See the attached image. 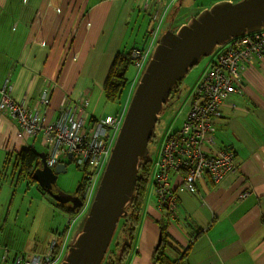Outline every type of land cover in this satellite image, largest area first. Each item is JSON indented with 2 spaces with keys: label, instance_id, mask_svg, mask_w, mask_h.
Wrapping results in <instances>:
<instances>
[{
  "label": "crops",
  "instance_id": "1",
  "mask_svg": "<svg viewBox=\"0 0 264 264\" xmlns=\"http://www.w3.org/2000/svg\"><path fill=\"white\" fill-rule=\"evenodd\" d=\"M138 10L133 0H0V86L9 77L13 98L39 110L44 80L53 79L44 114L55 116L64 96L75 101L83 86L102 87L118 51L138 47ZM241 78L242 94L221 106L208 144L233 151L235 170L218 184L204 175L194 192L178 191L173 216L145 198L133 245L117 264H159L153 253L166 225L161 252L170 261L188 248V264H264V61L246 65ZM35 140L17 136L15 122L0 115V166Z\"/></svg>",
  "mask_w": 264,
  "mask_h": 264
},
{
  "label": "water",
  "instance_id": "2",
  "mask_svg": "<svg viewBox=\"0 0 264 264\" xmlns=\"http://www.w3.org/2000/svg\"><path fill=\"white\" fill-rule=\"evenodd\" d=\"M264 27V0H241L216 4L203 11L177 31L168 30L160 38L152 58L143 72L124 121L116 138L94 199L81 231L73 237L61 264H101L112 241L116 226L134 191L139 160L147 154L156 115L166 103L170 91L188 69L231 37ZM32 174L42 190H50L58 174L65 173L63 164L54 169L45 165ZM72 209L82 201L64 192L53 195ZM161 244V234L155 249Z\"/></svg>",
  "mask_w": 264,
  "mask_h": 264
},
{
  "label": "rangeland",
  "instance_id": "3",
  "mask_svg": "<svg viewBox=\"0 0 264 264\" xmlns=\"http://www.w3.org/2000/svg\"><path fill=\"white\" fill-rule=\"evenodd\" d=\"M239 1L241 0H177L175 7L171 6V4L169 6L167 1H165L163 8L167 7V12L163 17V9L158 13L156 19H153L154 12L151 11V9L146 13L147 19L144 18V15L140 17L141 21L135 27V31L136 33L138 32L140 38L142 36V39L137 46L142 44L149 30L154 24L157 25L160 20V28L156 41L160 40L166 31H177L181 26L190 23L203 11L211 9L216 4L227 2L237 3ZM148 15L151 18L150 21H148ZM133 46L134 45L128 44L129 48ZM214 52L202 57L196 65L187 71L185 76L179 81L178 87L180 93H172L168 104L165 106L166 115H162L154 126L153 139L147 145V157L152 163L149 175L150 179L147 184L149 196H153L151 181L158 172L163 138L169 129L180 127L183 117L188 112L189 95L195 92L196 84L202 79V73L207 69V65ZM147 64L148 61L145 68ZM142 73L143 71L137 73V69L133 64L128 66L125 74L127 80L126 86L115 102H106L100 86H92V92L88 100L86 111L92 117L100 120L110 112V109H113L111 113L120 110L127 100L130 86L133 84L135 77L139 74L138 76L140 78ZM132 95H130L127 100L128 105ZM107 131L109 130L107 129ZM40 143L41 136L39 135L35 140V149L38 153L47 151L40 146ZM62 161L66 165V172L58 174L56 187L66 194H74L79 181L84 177V172L69 158H63ZM1 169L2 168H0V172ZM9 169L10 166L7 168V171ZM7 171L5 173H0V256L7 251V259L12 262L15 254L27 255L33 251H41L50 244L52 233H62L65 231V235L67 236V247L58 262V264H61L75 233L79 232L84 225L90 205L83 213L81 208L78 209V214L72 216L74 222L69 226L67 223L69 215L53 205L54 199L51 195L43 193L41 189L39 190L36 188V185H32L27 181L17 183L15 178L10 176V173L6 175ZM85 187L82 195L85 193ZM95 192L96 190L93 193V198ZM86 203L87 199L85 198L83 204ZM141 222L142 218H140L139 225ZM120 223L121 221L118 222L111 244L101 264H117L119 250L123 244V232ZM117 243H119V247H117Z\"/></svg>",
  "mask_w": 264,
  "mask_h": 264
},
{
  "label": "bare ground",
  "instance_id": "4",
  "mask_svg": "<svg viewBox=\"0 0 264 264\" xmlns=\"http://www.w3.org/2000/svg\"><path fill=\"white\" fill-rule=\"evenodd\" d=\"M133 1L136 5H138V4L141 5L140 9L143 11L147 12L150 8V0H133ZM164 1L165 0H156L158 5H163ZM176 2H177V0H170L169 6L171 4V6L175 7ZM166 12H167V7H166L165 11L163 12V15H166ZM153 17L156 19L157 15H154ZM160 22H161V20H160ZM160 22L157 23V25L154 24V26L147 33V36L145 37V42L144 43L142 42V44H141L142 46L144 45L143 49H140V46H141L140 45L136 48L129 50L130 51V58L133 62V65L137 69V73H141L142 71L143 72L145 71V65H146L147 61L149 62L150 59L152 58V55H153L152 51H153V49L155 50V48H156L155 45L157 46L159 43V40L156 41V38H157L158 31L160 28ZM173 32H175V31H173ZM262 33H264V27H261L257 30H253L250 32H245L244 34H241V35H238L235 37H231L225 43L220 44L217 47H215L213 49L212 53L214 51L215 52H214L210 62L207 65V69L202 73V76L208 70V68L211 65H214V63H217L218 60L220 61V64H221V63H223L229 59H238L240 57V55H242L243 53H250L254 49L259 48V36ZM244 41L247 42L246 48L241 47V43ZM262 49H263V53L259 57L255 56V55H251V59L249 61L239 60V63H238V66H239L238 79L239 80L236 83L240 86L241 89H240V93H235V94H238V95L242 94L241 72L244 69V67L246 65L251 66L254 61H264V48L262 47ZM231 51L234 52L233 55H229V52H231ZM113 59H114V57H113ZM113 59H112V61H113ZM108 70H109V68H108ZM107 73H108V71H107ZM107 73H106V75H107ZM138 75L135 77L133 84L130 86L129 93L127 96V100H128L130 95L134 94L133 90H134V88H136L135 85L138 82V79L141 78V77L139 78ZM202 76H201V78H202ZM105 78H106V76H105ZM44 82H47V85L39 92L37 99H36V105H37V107H39V110L38 109H34V110L31 109L30 110L29 108H27V106L25 105V103L23 101H17L15 98H13V96H12V85H9V88H10L9 97L14 101V103L17 104V106L24 108L28 113L35 114V116H37V118H38L37 123L41 128H44L45 126H51L52 127V130L48 134V140L52 141L51 143H52L53 148H56L59 145V143L63 142L62 138L68 134L76 135L75 140L80 144H83L86 142L89 144H93L96 141V139L98 141H101L104 144V146L101 149V152L99 153L98 160L94 161L93 163H90L89 158H86L82 162V164H80V165L76 163V160L74 158V153L72 151H67L62 157H60L59 161H56L55 163H52V164L50 163L51 159H50V156L47 153V151H44L43 153H38L39 155L44 154V156H45V160H44L45 162L44 163L47 167H49L51 169H54L58 164H63L65 166V169H66V165L62 161V159L63 158H66V159L69 158L70 160H72L74 162V164L80 170H82L84 172V178H85V180H88L91 183L92 189H91L89 194L80 195L81 197L76 196L82 201V205L80 208L82 209V213H83L84 211H86L87 207L89 205H91V203L93 201L92 199H94L93 193L95 190H97L96 188H98V186H99V184H98V183H100L99 179H100V177L102 178L101 174H102L103 170H105L106 165L109 161V158H110V155L112 153L116 138L118 136V133H119L120 128L122 126V123L124 121L125 114H126V111H127L129 105H128V102L126 100L124 106L122 108H120V110L116 111L112 115H108V116L105 115L102 119L98 120V119L92 117L86 111V108L88 106V100L90 98V94L92 92V89H91V86L85 85L81 88L79 95L75 101H69L68 99H66V96H64L61 100V103L59 104V106L56 110L55 116L48 118L44 114L45 113L44 111H45V108L48 107L50 104L52 86L55 83H54L53 79L44 80ZM4 85H3V87H4ZM59 85H60V88H63L64 84L60 83ZM178 86H179V81L177 82L176 86L170 91L169 97H168L166 103H164L162 105L161 111L156 115V123L158 122L159 118L162 115H166L165 106L168 104L169 98L171 97L172 93H175L174 90L176 88H178V90H179ZM3 87H2V89H3ZM230 88H233V87H230ZM179 93H180V90L177 94H179ZM232 94H234V93H232ZM232 94H230L229 97ZM190 95L188 98V112L183 117V120H182L180 127L176 128V129H169L163 138V144L161 147V158H160L159 163L168 162L170 160V158L167 157L166 154H170L171 156H173V158H181L182 157V156H180V154L178 153V151L176 149L169 147L168 144L170 142L169 140H171L175 136H178L177 134L181 132L182 125L187 119L188 113L190 111V99L192 96V95L191 96ZM227 100H225V101H227ZM224 103L225 102H223L220 105V108H219L220 115L218 117L213 118V120L211 122L214 130L210 135H208V140L205 142V144L203 146L200 145V141L196 144V146H199L200 148L205 147V149H209L208 144H209L210 140H212L215 132L217 131L216 127H215V122L217 120H219L220 118H222L221 106ZM0 115L8 116L11 120H13L15 122L16 129H17V136H19V137L26 136L27 138L35 139L39 134H41V139H42V133L40 132V130H37V131L34 130V131H32V133L30 135H26V134H24L22 129L19 127L15 118H13L7 114H1L0 113ZM60 115H62V117H63V123L57 124V120H58ZM108 119H109V121H108ZM83 129H86L88 131H93V135H95V137L80 136ZM107 129L109 131H107ZM207 130H210V129L208 128ZM153 132H154V129H153ZM61 139H62V141H59ZM152 139H153V133H152L150 140L148 141V144ZM40 146L44 148V146H42L41 143H40ZM22 150H24V149H22ZM90 151H93L92 148H90ZM141 159L139 160V163H140ZM41 164L43 166L42 161H41ZM42 166H41V168H42ZM138 166H139V164H138ZM168 170L169 171H168L167 179H168L169 187L167 189H160L159 193L157 191L159 188H158V183L156 181V178H157V175L159 173V170L155 174L154 179L151 181L152 186H153V196H152L153 205L155 206V208L157 209L158 212L165 213L167 216L174 213L175 206H174L172 211H169L166 209L165 204L169 201L175 200V205H176L177 193H178V191L181 192L180 187L184 183V174L182 171H176L174 169H168ZM137 172H138V169H137ZM136 176H137V174H136ZM57 177H58V175H57ZM149 179H150V177H149ZM199 179H201V178H199ZM56 181H57V178H56ZM56 184L57 183L55 182V184L52 186V188L50 190H42L39 187V185L38 184L37 185L39 187V190L41 189L43 192L45 191L46 194H49L53 197V195L60 194V193H58V191L56 189H54V187H55L60 191V189L58 187H56ZM70 195L75 196L73 194H70ZM148 196H149V193L147 190L145 198H147ZM85 198L87 199V203L83 204V200ZM144 200H146V199H144ZM130 201H131V197H130ZM53 202H57V201L54 200ZM59 204H61V203H59ZM61 205L69 206L72 209V205L69 202H67L65 204H61ZM80 208H78V209H80ZM78 209H76V210L72 209V210L77 211ZM7 255H8V253H7V251H5L4 255H3L2 263L5 262ZM21 255H23V254H15V258L18 256H21Z\"/></svg>",
  "mask_w": 264,
  "mask_h": 264
},
{
  "label": "built area",
  "instance_id": "5",
  "mask_svg": "<svg viewBox=\"0 0 264 264\" xmlns=\"http://www.w3.org/2000/svg\"><path fill=\"white\" fill-rule=\"evenodd\" d=\"M246 44V41L242 42L241 47L246 48ZM262 47L264 48V33L259 36V48L254 49L250 53H243L238 59H229L221 64L218 60L217 63L211 65L203 74L202 79L196 86L195 92L191 96L190 111L186 121L182 125L181 132L177 134L178 136L169 140L168 146L176 149L182 157L173 158L170 154H166L170 160L158 164L159 173L156 178L159 188L157 190L158 193L160 189H167L169 187L167 179L168 169L183 172L184 183L180 187V190L189 192L195 191L196 181L199 178H203L204 175L211 183L218 184L224 176L235 170V153L233 151L222 150L212 152L210 149H205V147L200 148L196 144L200 141V145L203 146L208 140V135L213 132L214 129L211 122L213 118L220 115V105L228 99L230 94L240 93L241 88L236 83L239 80V60L249 61L251 55L259 57L263 53ZM233 54L234 52H229V55ZM9 91V86L5 84L0 92V113L15 118L19 127L26 135H30L34 130H40L42 133L41 144L47 150L51 164L59 161L60 157L67 151L74 153L76 163L79 165L86 158H89L90 163L98 160L99 153L104 144L97 139L93 144L87 142L80 144L75 140L76 135L68 134L62 138L63 142L59 143L56 148H53L52 141L48 140V134L52 130V127L45 126L41 128L37 123V116L17 106L9 97ZM232 106L234 105L232 104ZM61 123H63L62 115L57 120V124ZM208 128L210 130H207ZM80 136L95 137L93 131L86 129L82 130ZM62 139L59 141H62ZM90 148L93 151H90ZM85 188L84 195L89 194L92 185L88 180ZM174 206L176 208L175 200L165 204L166 209L169 211H172ZM174 213L171 215L173 216ZM73 222L72 218H68L67 223L69 226ZM66 245L67 236L65 232L62 236L55 234L52 236L45 252L41 254H23L16 258L14 256L10 264H58L63 253L66 251Z\"/></svg>",
  "mask_w": 264,
  "mask_h": 264
},
{
  "label": "trees",
  "instance_id": "6",
  "mask_svg": "<svg viewBox=\"0 0 264 264\" xmlns=\"http://www.w3.org/2000/svg\"><path fill=\"white\" fill-rule=\"evenodd\" d=\"M165 1H167V4H169L170 0H165ZM163 5H158L156 0H150L149 9H151V11L154 12L153 16L158 15V13L162 11V9H163V12L165 11L166 7L163 8ZM137 6H138V9H140L141 5L138 4ZM140 10L136 12V17H135V21L138 24L141 21L140 17H143V15H144V18L147 19V16H146L147 12L143 10L140 11ZM163 16L164 15H162V17ZM153 19L155 18L153 17ZM150 20L151 18L148 15V21ZM144 42H145V38L143 39V43ZM143 48H144V45L142 47L140 46V49H143ZM130 64H133L130 58V51H118L116 53L109 67V70L103 82V85L101 87V90H102V93H103V96L106 102H115L121 95V92L127 83L125 74ZM6 83L8 86L11 85L9 77H6L3 80V83L0 86V92L2 91L3 85ZM90 86L92 87V85ZM174 92L178 93L179 92L178 88H176ZM39 135L41 136V134ZM2 165L3 166H2L0 173H5L7 171V168L10 166V169L7 171L6 175L10 173V176L14 177L17 183L27 181L32 185L33 184L36 185V187L39 189L36 182L32 180V174L35 172V170L40 169L42 166L41 161L39 159L38 151L35 148L29 147L27 149L21 150L18 154H14L12 157L6 156ZM151 168H152V163L148 159L147 155H145V157L141 159L139 166H138L136 184H135L134 191L131 195V201L126 206L125 215L119 219V221H121L120 227L123 232V244H122L121 249L119 250V255L117 257L120 263L126 258V255L129 253L133 245L136 228L140 221L141 214L143 211L144 199H145L146 192H147V184L149 181V175H150ZM86 183H87V180H85V178L83 177L78 183V186L75 190V194L82 195L84 192V187ZM43 193L46 194L45 191ZM53 204L55 205L56 208L62 210L64 213H66L69 216H73V215L75 216L78 214V210L73 211L69 206H63L57 202H53ZM166 226L163 229L160 228L161 244L158 250L154 251L153 253L154 255H156V261L159 264H188V261H187L188 248L175 261L168 260L164 256V254L161 252L162 245L164 241L166 240V238L168 237L165 233ZM117 247H119V243H117ZM2 258H3V254L0 256V264H10L11 263L7 258L5 262L2 263Z\"/></svg>",
  "mask_w": 264,
  "mask_h": 264
},
{
  "label": "flooded vegetation",
  "instance_id": "7",
  "mask_svg": "<svg viewBox=\"0 0 264 264\" xmlns=\"http://www.w3.org/2000/svg\"><path fill=\"white\" fill-rule=\"evenodd\" d=\"M175 94H176V93H175ZM169 99H170V98H169ZM54 189H56V190L58 191V193L63 192L62 190L59 191V190H58L57 188H55V187H54ZM73 195L78 196V197H81L80 195H77V194H75V193H74Z\"/></svg>",
  "mask_w": 264,
  "mask_h": 264
},
{
  "label": "clouds",
  "instance_id": "8",
  "mask_svg": "<svg viewBox=\"0 0 264 264\" xmlns=\"http://www.w3.org/2000/svg\"><path fill=\"white\" fill-rule=\"evenodd\" d=\"M175 210H176V208H175ZM174 217H175V216H174ZM174 217H172V218L174 219ZM68 218H72V216H69ZM64 232H65V231H63L60 235L62 236ZM66 247H67V245H66Z\"/></svg>",
  "mask_w": 264,
  "mask_h": 264
}]
</instances>
